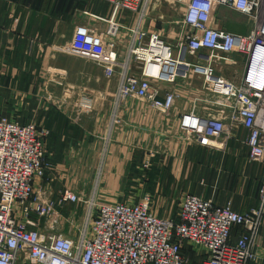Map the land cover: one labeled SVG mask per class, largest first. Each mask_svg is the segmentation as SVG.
<instances>
[{
  "label": "built area",
  "instance_id": "2783aa9c",
  "mask_svg": "<svg viewBox=\"0 0 264 264\" xmlns=\"http://www.w3.org/2000/svg\"><path fill=\"white\" fill-rule=\"evenodd\" d=\"M103 1L113 11L104 38L117 37L125 25L113 15H135L134 25L127 26L124 54L94 56L107 63L108 77L119 74L116 103L133 96L167 112L176 94L161 84L196 74L223 99L228 114L204 117L191 111L181 116L182 129L191 138L226 143L235 137L234 128L243 126L249 160L264 162V0H173L185 27L175 43L145 26L160 0ZM220 6L254 19L253 30L242 34L216 28ZM233 54L243 58L242 70L227 78L212 63H237ZM48 133L35 121L0 117V264H264L257 246L264 222V181L258 206L243 213L231 202L220 205L191 193L182 195L174 216L159 214L149 192L140 201L99 203L95 195L84 199L65 188L58 201L45 200L35 188L36 180L52 168L46 156ZM142 163L149 167L151 158ZM71 203L88 206L80 227L59 231L50 226L49 219L57 224L61 209ZM72 216L71 211L66 220Z\"/></svg>",
  "mask_w": 264,
  "mask_h": 264
},
{
  "label": "crops",
  "instance_id": "0c3cea01",
  "mask_svg": "<svg viewBox=\"0 0 264 264\" xmlns=\"http://www.w3.org/2000/svg\"><path fill=\"white\" fill-rule=\"evenodd\" d=\"M154 10L146 28L177 42L185 28L182 18L163 3L157 14ZM111 15L103 0H0V117L38 121L50 132L46 143L52 168L36 180V191L52 201L70 188L84 199L95 195L99 203L135 202L141 191L130 185L135 157L138 165L151 158L155 169L167 174L172 193H191L220 205L231 202L242 213L257 207L264 162L249 160L247 130L236 126L235 137L222 143L191 138L181 127V116L191 111L204 117L228 114L223 99L209 92L200 76L161 84L176 94L167 112L133 96L116 103L119 74L108 77L107 63L94 58L111 51L103 36ZM126 15L120 13L117 20L133 26L134 16ZM247 21L239 11L220 6L214 26L228 30L246 27ZM94 36L103 43L88 49L94 47L87 43ZM128 37L113 44L118 57ZM232 56L237 63H212L227 78L242 70L240 56ZM69 210L61 209V216H70ZM257 246L264 259V222Z\"/></svg>",
  "mask_w": 264,
  "mask_h": 264
},
{
  "label": "rangeland",
  "instance_id": "374dc122",
  "mask_svg": "<svg viewBox=\"0 0 264 264\" xmlns=\"http://www.w3.org/2000/svg\"><path fill=\"white\" fill-rule=\"evenodd\" d=\"M162 3L164 5L171 6L173 14L175 16H179L180 18H182V12L180 11L179 8H177V6L175 4L176 2H174L173 0H160L158 3H156V5L154 7L155 10L152 12V14H155V13L157 14L160 11ZM120 13H126L127 14L126 17L129 16L128 12L120 11L116 15H113L114 18L117 19L118 15ZM241 13L242 12H240V14ZM112 14H113V11H112ZM242 14H244V13H242ZM244 16L248 20L246 27H241V26L240 27H233V29L231 27L228 30L229 31L233 30V32H236V33L238 32V33H242V34H246L250 31H252L254 26H255L254 25V19H250V17L246 14H244ZM126 32H128L127 25H124L120 34L117 37H114V38L106 37V38H104V41H107L108 44L111 45V51L116 52V47L113 44L119 42V40L124 41L129 34ZM81 34L83 35L82 29L80 30L79 37L77 38V44L79 46L81 45V44H79V42L83 43V41L81 40V37H82ZM165 40L169 43H173L171 41H168L167 39H165ZM102 41H103V39L97 38L96 36H94V39H91V40H89V38H88L87 43L92 44V45L94 44V47L88 46V49L96 50L97 47H100V44L103 43ZM77 53L80 54L79 52H77ZM257 53H259L258 60L254 61V58H255ZM230 58H233V56L230 55ZM242 59L243 58L240 57V59H238V60H240V62L242 63L244 61ZM259 59H260V51L256 50V53L254 54V57H253V63L257 64ZM35 120H37V119H35ZM35 122H37L40 125V123L38 121H35ZM49 133H48L47 137L49 136ZM47 148H48V145H47ZM47 151H48V149H47ZM46 156H47V152H46ZM140 164L141 165H138L139 167H138L137 171L139 169L141 171L139 170V173L136 172L135 176L131 179V183H130V185H132L134 187H140V189H141L140 194H137V196H135L134 199L137 201H140L142 198H144V195L149 192L152 195V201H154L155 204H159V206L165 207V210L164 211L160 210L159 214L174 216L177 213L178 205H179L180 199L182 197L181 193H177V192L172 193L171 190L168 191V189L171 188V181H169L167 179V174L165 172L160 171V170H156L155 166L153 164L150 165L149 167H145L143 163H140ZM161 189H162V192H161ZM35 190H36V188H35ZM126 198H128V197H126ZM125 201H126V199H125ZM162 205H164V206H162ZM67 208L70 209L68 211V213L70 211L73 212V216L71 217L70 220H66L67 216H65L66 218L59 217L58 223L54 224L53 223L54 218H50L48 221L49 225L54 226L59 231H66V230H70V229L75 230L76 227H78V226L80 227V224H81L82 220L84 219V215L87 211L88 206L84 203H81L78 206L71 203V204L66 205L65 209H67ZM75 210H77V211H75ZM43 224L45 226L44 220H43Z\"/></svg>",
  "mask_w": 264,
  "mask_h": 264
},
{
  "label": "trees",
  "instance_id": "16d2710c",
  "mask_svg": "<svg viewBox=\"0 0 264 264\" xmlns=\"http://www.w3.org/2000/svg\"><path fill=\"white\" fill-rule=\"evenodd\" d=\"M136 161H137V157H135V161H134V163H133V167H132V171H131V177L133 178L134 176H135V174H136V172L137 173H139V170L137 171V169H138V164L136 163ZM139 165H141V164H139ZM141 171V170H140ZM129 183H130V181H129Z\"/></svg>",
  "mask_w": 264,
  "mask_h": 264
},
{
  "label": "clouds",
  "instance_id": "9594fccd",
  "mask_svg": "<svg viewBox=\"0 0 264 264\" xmlns=\"http://www.w3.org/2000/svg\"><path fill=\"white\" fill-rule=\"evenodd\" d=\"M258 57H259V53L256 54V56L254 58V61H257L258 60Z\"/></svg>",
  "mask_w": 264,
  "mask_h": 264
}]
</instances>
